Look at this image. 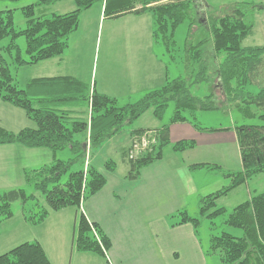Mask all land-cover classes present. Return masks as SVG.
Segmentation results:
<instances>
[{"label": "trees", "instance_id": "obj_1", "mask_svg": "<svg viewBox=\"0 0 264 264\" xmlns=\"http://www.w3.org/2000/svg\"><path fill=\"white\" fill-rule=\"evenodd\" d=\"M17 1V0H3ZM98 1L104 2L103 14L119 17L125 14L150 13L151 35L155 43L164 45L167 52L176 45L174 34L184 21L189 22V35L184 44L183 76L166 78L156 88L143 92L135 102L120 105L116 98L100 93L88 84L71 77L58 76L27 80L26 89L19 88L9 69L12 64H35L61 56L69 43L70 34L76 30L82 11ZM75 8L65 13H52L49 17L35 16L37 6H49L52 0H37L21 8L26 20L25 28L13 26V10L0 11V41L9 38L0 46V100L22 109L34 122V127H24L17 132L0 126V144L17 143L28 148L46 147L53 152L69 149L75 157L69 161L54 159L38 168L24 169L26 183L32 184L48 208L30 213L24 218L32 224L40 223L49 211H58L67 206L76 208L72 246L78 252H90L105 259L111 246L107 234L96 222H89L82 211L81 202L101 190L106 176L91 167L67 173L75 160L86 162L88 151L102 141L118 134L124 125H129L144 112L151 109L152 115L161 119L172 101L174 109L167 123L155 129L136 128L129 132L130 138L149 134L152 142L133 158L128 151L123 159L128 162L126 177L135 179L141 168L159 160L163 148L170 143L169 126L178 122H189L198 131H216L217 128L202 127L196 119L197 111L235 109L245 118H257L260 124L234 125L241 169L224 171L218 164L193 163L191 170L204 168L230 179L222 189L200 196L197 200L198 215L192 217L180 211L175 224H190L196 229L201 219L213 220L226 210L217 207L216 200L230 190L242 185L256 174H264V43L244 46L242 41L251 34L253 24L244 19L241 8L218 16H208L205 21L198 16L200 0H73ZM197 5L198 13L194 12ZM203 23L208 35L194 43L190 38L195 21ZM23 36L26 42V58L20 53L16 38ZM174 59V57H173ZM209 82L215 92L204 97L191 93L190 86ZM257 85L255 93L248 86ZM65 105H74L89 111V117L73 116ZM80 134L81 136H76ZM193 139H181L172 143L175 151L193 148ZM106 169L112 171L114 162H107ZM34 193L26 194L21 187L0 193V223L13 215L12 203L36 201ZM77 209L79 212H77ZM227 226L241 230L240 236L222 231L211 235L209 250L218 253L221 264H264V193H257L235 206L224 220ZM0 264H51L38 241H26L0 254Z\"/></svg>", "mask_w": 264, "mask_h": 264}, {"label": "rangeland", "instance_id": "obj_2", "mask_svg": "<svg viewBox=\"0 0 264 264\" xmlns=\"http://www.w3.org/2000/svg\"><path fill=\"white\" fill-rule=\"evenodd\" d=\"M36 1L0 0V11L13 10L14 28L23 29L26 20L21 8ZM200 2L202 5L198 16L202 21L208 16H218L231 12L234 8H241L244 19L253 24L251 34L246 36L242 44L250 46L264 43V0H200ZM97 5L98 3L92 4L80 15L77 62L84 68L92 86L105 85L103 89L111 93L107 95L113 96L115 93L121 94L120 91L124 92L126 86L123 82L127 72L124 64L126 57L130 58V55L125 53V50L132 40L128 32L140 29L147 34L148 30L142 23L126 18L99 17L96 13ZM58 7L59 3L37 6L35 16L49 17ZM196 7L197 5H194V12L197 14ZM189 22L184 21L176 29L174 34L176 45L170 52H167L160 43L151 45L154 53L168 64L169 79L184 74L182 58L184 44L190 34ZM194 28L190 35L194 43L207 37L208 30L199 20L195 21ZM8 41L9 38L2 39L0 46L6 45ZM15 41L21 55L26 58L24 37L18 36ZM5 58L9 62L14 82L21 89H26L28 79L34 78L38 73L45 74L43 72L49 67L46 66L47 62L16 66L10 62L7 55ZM248 90L255 93L257 85H249ZM190 91L198 97L215 92L209 82L191 85ZM140 94L126 98L129 100L120 97L118 102L120 105L135 102L143 92ZM173 109V102H168L161 119L155 118L151 109L147 110L131 124L124 125L118 134L102 141L89 152L87 160L90 166L106 176V184L101 190L82 200L80 211L94 218L109 237L111 246L106 251L105 259L90 252H78L73 248L75 207L67 206L58 211H49L45 220L36 224L24 218L25 214L38 213L42 207L48 208L44 197L34 191L32 184L26 183L24 169L38 168L51 163L55 158L69 161L75 155L64 148L54 152L55 155L52 154L51 157L52 150L49 148L37 147V150H33L34 148L25 146L21 150L23 152L19 153L14 152L16 149L14 146L0 144V193L21 187L26 194L34 193L37 196L36 201H28L25 204L20 201L12 203L13 215L0 223V254L23 242L37 240L44 247L51 264H221L219 254L211 253L209 250L210 236L219 235L222 231L235 236L241 235L240 229L227 226L224 220L235 206L257 193H264V174L252 176L242 185L219 197L216 206L225 208L226 212L213 220L201 219L199 226L193 231L190 224H175L180 218L178 213L186 211L189 216L197 217L198 198L222 189L229 184L230 179L204 168L191 170L189 166L194 162H208L220 165L224 171L240 170L238 147L235 136L230 138L234 135L230 127L260 124V121L257 118H245L235 109L197 111L195 116L202 127H228L231 131L223 136H212L210 146L197 144L191 150L185 151L173 150L170 141L163 148L162 157L141 168L138 178H125L129 167L127 161H122V149L127 146L129 132L139 127H153L160 122L167 123ZM34 125L22 109L0 100V126L17 132ZM146 136L151 140L149 134L146 133ZM134 138H130L131 143ZM37 151H45L47 157L49 155L50 157L39 159L41 156L39 157ZM107 162H114V170L106 169ZM84 167L85 163L80 160L71 162L61 180L64 181L69 172ZM188 175L190 179L185 178ZM151 205L155 209L157 207L158 209L154 211L159 213L152 214L143 209Z\"/></svg>", "mask_w": 264, "mask_h": 264}, {"label": "crops", "instance_id": "obj_3", "mask_svg": "<svg viewBox=\"0 0 264 264\" xmlns=\"http://www.w3.org/2000/svg\"><path fill=\"white\" fill-rule=\"evenodd\" d=\"M56 3H59V7L56 12L52 13H65L68 11H71L75 8L73 0H52V3L50 5H55ZM98 3L96 6V13H98L99 17L103 18H126V20H132L134 22L142 23L147 28V34H145L144 31L140 29L131 30L128 33L131 34L132 40L130 41L129 47H126L125 53H128L130 55V58L126 57V61L124 64V67L127 68V72L125 77L123 78V82L126 84L124 87V92L120 91L121 94H113V96L117 99V101L120 99H126L128 97H131V95L135 94H142V92L156 88L161 86L166 78H169V67L168 64L164 61L163 58H161L159 55H156L154 53V50L152 49L151 45L154 44V40L151 35L152 31V17L151 15H148L150 13H142V14H125L119 17H107L103 14V7L104 2L98 1L95 2ZM94 3V4H95ZM83 12V11H82ZM81 12V13H82ZM81 15V14H80ZM79 26L74 30L70 36H69V43L68 47L64 51V53L59 57L50 58L44 61H40L35 64L31 65H39L46 63L49 66L45 69V71L42 73L35 74L36 76L34 78L30 79H36V78H51V77H58V76H71L74 77L83 83L88 84L91 88H94L96 91L104 94H110L107 90L103 89L105 85L102 87L94 84V86L89 83L88 76L84 70V68L78 64L77 62V52H78V39H79ZM129 60V61H128ZM127 76V78H126ZM28 79V80H30ZM107 86V85H106ZM111 87V86H110ZM135 93V94H133ZM140 94V95H141ZM119 98V99H118ZM129 100V99H126ZM65 109L71 110L73 112V116H77L79 118L87 119L89 117V111L85 108H79L77 106L72 105H65L63 106ZM165 124V122H160L159 124H156L153 127H139L144 129H155ZM32 127V126H30ZM206 127V126H205ZM211 128V127H207ZM217 128L216 131H198L196 130L189 122H178L173 123L169 126V141L172 143L181 140V139H193L195 141V145L202 144L204 146H207V144L210 146L212 145L211 137L212 136H223L233 130L234 135H232L233 138L235 136V132L233 129V126L230 127L231 130H229L228 127H213ZM225 139V138H223ZM236 139V137H235ZM237 143V142H236ZM10 146H14L16 149H14V152L22 153V148H25L24 146L17 144V143H11L8 144ZM130 145V135L128 134V142L127 146L122 149V153L127 150V148ZM195 147V146H194ZM193 147V148H194ZM238 147V146H237ZM27 148V147H26ZM38 148H34L33 150H37ZM45 149V148H43ZM187 149V150H191ZM53 152V151H52ZM51 152L53 156L55 153ZM239 152V151H238ZM39 155V159H47L50 157V155L47 157V153L45 151H37ZM47 158H46V157ZM125 159H122V161ZM124 162V161H123ZM195 163V162H194ZM208 163V162H206ZM125 164V163H124ZM90 165V163H89ZM187 166V164H186ZM34 167V166H33ZM127 168V167H126ZM206 170V169H205ZM126 173V172H125ZM124 173V175H125ZM125 178L126 175L124 176ZM138 178V177H137ZM186 179H190L189 175L185 177ZM129 179V178H128ZM153 204V202H151ZM147 212H151L152 214L159 213L158 211L155 212L158 208L151 206H146L143 208ZM155 209V211H154ZM61 210V209H60ZM83 214L85 215L84 211ZM76 216V212H75ZM75 216H74V222H75ZM86 219L89 222H96L98 223L94 218L92 219L89 215H85ZM99 224V223H98ZM186 225V224H182ZM74 226V223H73ZM100 226V224H99ZM191 226V225H190ZM101 227V226H100ZM193 228V227H192ZM103 230V229H102ZM193 231L194 228H193ZM73 236V233H72ZM35 241V240H34ZM37 241V240H36ZM39 242V241H38ZM40 243V242H39ZM41 244V243H40ZM42 246V244H41ZM43 247V246H42ZM44 249V247H43ZM45 251V249H44ZM46 253V251H45ZM100 257V256H99ZM102 258V257H101Z\"/></svg>", "mask_w": 264, "mask_h": 264}, {"label": "built area", "instance_id": "obj_4", "mask_svg": "<svg viewBox=\"0 0 264 264\" xmlns=\"http://www.w3.org/2000/svg\"><path fill=\"white\" fill-rule=\"evenodd\" d=\"M150 142H152V139L149 140L146 135L134 138L132 143H130L131 149L128 151L129 158H133L139 154V152L145 149Z\"/></svg>", "mask_w": 264, "mask_h": 264}]
</instances>
